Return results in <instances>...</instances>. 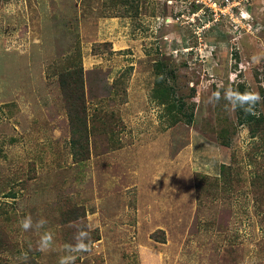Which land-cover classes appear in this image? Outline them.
<instances>
[{
    "label": "rangeland",
    "instance_id": "obj_1",
    "mask_svg": "<svg viewBox=\"0 0 264 264\" xmlns=\"http://www.w3.org/2000/svg\"><path fill=\"white\" fill-rule=\"evenodd\" d=\"M237 83L264 128V0H0L1 261L264 264V151Z\"/></svg>",
    "mask_w": 264,
    "mask_h": 264
},
{
    "label": "trees",
    "instance_id": "obj_2",
    "mask_svg": "<svg viewBox=\"0 0 264 264\" xmlns=\"http://www.w3.org/2000/svg\"><path fill=\"white\" fill-rule=\"evenodd\" d=\"M68 83H66L67 88ZM64 88V89H65ZM67 90V89H65ZM232 98H233V104H234V109H235V114H236V122L240 125H246L249 130V135L250 138L255 140L254 145L255 149L260 150V154L264 151V128L262 125L263 122V115L260 112H257L256 110V105L257 102L252 105L249 102H243L242 100L239 99V97H242L245 94L252 93L249 88H247L244 84L237 83L232 87ZM155 95L159 98V101L162 103H165L167 105L168 111L171 113L174 121H179L181 120V113H183V105L184 102L180 100V103L175 100V97L173 95V89L170 88L166 83L163 78L157 77V82H156V87H155ZM73 92H71L72 95ZM263 96V103H264V92H261ZM73 98V96H69V98ZM251 107L252 112L255 114L251 113H246L244 111V108ZM77 112V109L75 111V114ZM192 113V112H191ZM190 113V114H191ZM77 115V114H76ZM75 121H80V125L78 124L77 127L80 129H83L86 131V124H85V118H81L80 116H75ZM191 116H188L187 122L190 121ZM74 120V119H73ZM76 128L74 127L73 132ZM229 135L227 134L226 129H224L220 134H219V143L222 145H227L228 144V138ZM257 137V138H256ZM258 139L259 141H256ZM257 180L264 182V177L262 178V174L257 173ZM9 246V240L6 237V234L3 233V230L0 227V253L7 249ZM0 264H4L1 261L0 257ZM19 264H35L33 261H30L29 263L26 262H21Z\"/></svg>",
    "mask_w": 264,
    "mask_h": 264
},
{
    "label": "clouds",
    "instance_id": "obj_3",
    "mask_svg": "<svg viewBox=\"0 0 264 264\" xmlns=\"http://www.w3.org/2000/svg\"><path fill=\"white\" fill-rule=\"evenodd\" d=\"M240 100H242L243 102H249L250 104L254 105L257 101H259L261 99L260 95L258 93H249V94H245L242 97H239ZM244 111L246 113H251V114H255L254 112H252V108L251 107H247L244 108ZM46 223V221L44 220H40L37 222L38 225H40L41 227L43 226V224ZM21 226L23 227V229L28 230L29 228L33 227V223H32V219L31 217H26L24 220L21 221ZM87 234L84 232H80L79 236H86ZM50 237L49 236H44L40 242V250L44 251L49 247V241H50ZM77 239V244L75 245L74 248H72L73 251H87L88 250V246L86 244H84L82 242L81 239H79L78 237ZM60 264H65V261L63 259H61Z\"/></svg>",
    "mask_w": 264,
    "mask_h": 264
}]
</instances>
